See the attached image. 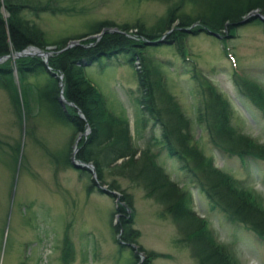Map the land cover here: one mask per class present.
<instances>
[{
	"label": "rangeland",
	"instance_id": "1",
	"mask_svg": "<svg viewBox=\"0 0 264 264\" xmlns=\"http://www.w3.org/2000/svg\"><path fill=\"white\" fill-rule=\"evenodd\" d=\"M52 5L59 9L56 14L43 13L38 17L28 14V18L43 30L48 42L66 38L65 47L71 41L80 45L84 40H99L97 36L104 29L109 33L120 32L111 26L86 38L72 39L99 22L143 24L150 28L166 11V5L157 0H52ZM1 12L7 17L5 9ZM255 21L240 23L235 36L224 40L225 43L206 32L192 33L191 28L186 47L192 62H183L166 45L168 42L154 45L155 49L149 53L154 59L168 63L169 68H165L168 89L193 122L197 101L191 66L195 63L228 99L234 125L264 143V115L240 99L233 81L237 69L264 85V28ZM114 29L117 31L112 32ZM136 33L132 28L127 34ZM54 49L49 46L43 51L50 53ZM128 59L125 54L101 57L84 67L82 75L101 93L106 109L128 121L137 149L151 148L170 178L190 191L195 214L209 222L218 243L226 246L241 264H264V243L213 209L180 165L167 156L160 142V127L142 110L136 72ZM14 74L17 82L16 70ZM34 108L31 118L28 121L23 118L20 124L7 93L0 89V264H132L134 253L115 242L116 239L122 242V234H114L112 230L121 218V214L115 213L117 205L122 204L121 193L110 191L107 184L100 185L113 192L116 200L95 188L89 192L88 185L96 178L93 180L88 171L63 163L64 150L73 133L69 123L64 118L37 114ZM194 132L204 154L213 158L216 167L257 192L264 206V163L243 164L238 157L213 148L207 134L196 124ZM79 135L70 143V161ZM113 178L109 176L107 183ZM116 183L132 196L133 229L140 236L131 247H135L140 257L138 264L147 260L149 264H198L191 249L179 242L184 231L163 205L145 198L143 189L126 178L116 177ZM153 254L162 257L151 259Z\"/></svg>",
	"mask_w": 264,
	"mask_h": 264
},
{
	"label": "trees",
	"instance_id": "2",
	"mask_svg": "<svg viewBox=\"0 0 264 264\" xmlns=\"http://www.w3.org/2000/svg\"><path fill=\"white\" fill-rule=\"evenodd\" d=\"M166 5V11L154 26L143 24L116 25L110 21L95 24L87 33L72 39H83L99 33L105 27H117L120 32H106L101 39H88L80 45L65 49L67 39L48 42L43 30L28 14H56L52 0H0V58H9L0 63V89L10 99L19 123L33 115L47 114L64 118L73 130L64 153L65 166L70 161V143L81 134L79 150L75 158L95 167L96 181L90 182L88 191L96 186L108 185L110 191L121 193L115 213L121 214L114 234L121 233V248H130L134 253L132 264H138V254L131 245L137 244L139 231L133 229L132 196L122 191L116 177L126 178L140 186L145 198L163 205L174 223L184 231L181 243L192 251L198 264H241L230 250L218 243L210 224L195 214L193 199L185 186L174 182L157 163V155L146 147L138 150L129 130L128 121L109 112L101 93L82 75V69L99 61L101 57L112 58L118 54L128 56V63L135 69L138 88L142 94V110L161 129V144L167 156L175 160L187 175L191 184L203 193L211 207L218 210L233 224L243 227L264 243V206L262 198L253 189L227 172L216 167L213 158L204 154L194 132V124L205 132L208 141L216 150L238 157L243 164L264 163V143L242 132L234 125L231 105L207 75L191 66L193 94L196 98L194 122L184 113L180 103L169 91L165 68L168 63L154 59L149 53L154 46L147 42L157 41L166 35V45L172 47L183 62H192L186 47V38L193 24L192 33L204 32L201 28L222 35L224 40L235 36L237 27L252 11L264 12V0H157ZM5 9L7 17L1 10ZM263 26L264 21L256 20ZM132 28L136 35L128 36ZM54 46L47 62L41 57L13 58L30 47L46 49ZM154 47V48H153ZM227 49L224 52L227 54ZM14 60H13V59ZM14 70H16L17 82ZM57 73L54 77L52 74ZM245 74V73H244ZM235 69L233 81L241 100L254 106L264 115V85L256 78L244 75ZM61 77V78H60ZM60 84H62V89ZM73 106H67L65 115L58 103L60 92ZM89 128V133L84 134ZM139 154L138 157H136ZM56 162L60 160L56 159ZM118 161H121L118 163ZM87 172V170H83ZM109 176L115 177L107 183ZM116 200L117 196L109 193ZM142 251L141 248H139ZM162 257L153 254L150 258ZM143 264H149V260Z\"/></svg>",
	"mask_w": 264,
	"mask_h": 264
},
{
	"label": "water",
	"instance_id": "3",
	"mask_svg": "<svg viewBox=\"0 0 264 264\" xmlns=\"http://www.w3.org/2000/svg\"><path fill=\"white\" fill-rule=\"evenodd\" d=\"M252 20H260V21H264V13L261 14V13H258L257 11L250 12V13H249V14H248V15L242 20L241 24H243V23H247V22L252 21ZM196 26H198V23L193 24L191 28L196 27ZM191 28H189V29H185V31H186L187 33H191ZM201 30L204 31V32H206L208 35L214 36V37H216V38H222V35L219 34V33H215V32H212V31H210V30H206V29H204V28H201ZM106 31H107V30L104 29V30L102 31V33L99 34V35L97 36V39H100L101 36H102V34H104ZM113 31H117V30L114 29V30H112V32H113ZM170 33H171V31L167 32L163 37H161V38L158 39L157 41L148 42L147 45H148V46H154V45H156V44H163V43H165V42H166V39H165V38H166V35H168V34H170ZM78 44H79L78 41H71V42H69V43L66 45V47L64 48V50H65V49H68V48H71V47H73V46H75V45H78ZM32 56H38V57H41V58L44 59V62L46 63L48 57L50 56V53L47 52V51L40 50V49H38V48H36V47H30V48H28V49H26V50H24V51H22V52H20V53H16V54H14L13 58L32 57ZM8 57H9V56H5V57L0 58V63H3L4 61H6V60L8 59ZM52 75H53L54 77H56V76H57V73H53ZM58 103H59V105H60V107H61V109H62V112H63L65 115L68 114V112H67V106H73V104L69 103V102L64 98L62 90H61V92H60V96H59V98H58ZM88 132H89V128H87L85 134H87ZM80 138H81V135H79V136L77 137V139L75 140L74 147H73V153H72V157H71V164H72V166H73L75 169H85V170L89 171L90 174L92 175V179L95 180V178H96L95 167H94L92 164H90V163H89V164H87V163H83V162H81V161H79V160H77V159L75 158V154H76L77 151H78V147H77V146H78V142H79ZM96 186H97L98 188H100L104 193H107V194H109V193L112 194V193H113V192H110L109 190H107L105 187L101 186L98 182H96ZM114 194H115V193H114ZM133 248H135V247H133ZM139 255H142V253H139Z\"/></svg>",
	"mask_w": 264,
	"mask_h": 264
}]
</instances>
